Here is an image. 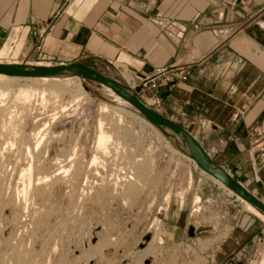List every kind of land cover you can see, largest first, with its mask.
<instances>
[{
  "label": "rangeland",
  "instance_id": "1",
  "mask_svg": "<svg viewBox=\"0 0 264 264\" xmlns=\"http://www.w3.org/2000/svg\"><path fill=\"white\" fill-rule=\"evenodd\" d=\"M15 45L0 63L73 64ZM13 79H0V264H216L197 232L221 216L251 227L262 264L264 217L129 103L77 76Z\"/></svg>",
  "mask_w": 264,
  "mask_h": 264
},
{
  "label": "crops",
  "instance_id": "2",
  "mask_svg": "<svg viewBox=\"0 0 264 264\" xmlns=\"http://www.w3.org/2000/svg\"><path fill=\"white\" fill-rule=\"evenodd\" d=\"M17 44L131 87L264 201V0H0V48ZM220 223L197 232L216 264L252 263L251 227Z\"/></svg>",
  "mask_w": 264,
  "mask_h": 264
},
{
  "label": "water",
  "instance_id": "3",
  "mask_svg": "<svg viewBox=\"0 0 264 264\" xmlns=\"http://www.w3.org/2000/svg\"><path fill=\"white\" fill-rule=\"evenodd\" d=\"M0 75L11 79L16 78L23 80L41 78L55 79V77L77 76L83 80H89L108 88L124 102H128L141 116H144L153 127L162 131L169 140H173V134L178 136L179 141L177 140V142L174 143L184 157H188L195 163L199 171L204 172L214 180L216 179L238 199L246 201L256 210L264 214V201L256 198L230 174L217 166L208 156L202 145L193 138L187 129H184L172 119L170 120L166 116L161 115L146 101L141 99L135 90L131 87H126L116 79H110L90 66L79 63L55 67H35L28 64L0 63ZM181 144H183L184 149L181 148Z\"/></svg>",
  "mask_w": 264,
  "mask_h": 264
},
{
  "label": "bare ground",
  "instance_id": "4",
  "mask_svg": "<svg viewBox=\"0 0 264 264\" xmlns=\"http://www.w3.org/2000/svg\"><path fill=\"white\" fill-rule=\"evenodd\" d=\"M0 79H3V81L5 80V81H9V80H11V78H8V77H5V76H1L0 75ZM14 79H16V78H14ZM13 79V80H14ZM41 79H49V78H41ZM41 79H35V80H40L41 81ZM21 80H23V79H21ZM55 80V79H54ZM12 81V80H11ZM7 83V82H6ZM112 92V91H111ZM112 93H114V92H112ZM119 98V97H118ZM120 99V98H119ZM126 103H128V102H126ZM106 108V107H105ZM107 109V108H106ZM149 123V122H148ZM150 124V123H149ZM175 137V138H174ZM37 139V138H36ZM109 139V137L107 136V134L105 133H101V136L99 137V145L100 144H102V143H105L107 140ZM172 142L174 143V142H177V140L179 141V137L178 136H176L175 134H173V137H172ZM181 148L182 149H184V147H183V144H181ZM191 160V159H190ZM192 161V160H191ZM196 166V165H195ZM208 176V175H207ZM214 180V179H213ZM214 182L216 183V184H218V185H220L222 188H224L225 190H227L220 182H218L216 179L214 180ZM228 191V190H227ZM228 193L229 194H231V195H234L231 191L229 192L228 191ZM235 196V195H234ZM244 202V201H243ZM245 203H246V205H247V209L249 210V211H252V212H254V213H257L258 215H261L262 217H264V214H262V213H260V212H258L253 206H251L249 203H247L246 201H245ZM262 264H264V260H263V262H262Z\"/></svg>",
  "mask_w": 264,
  "mask_h": 264
},
{
  "label": "built area",
  "instance_id": "5",
  "mask_svg": "<svg viewBox=\"0 0 264 264\" xmlns=\"http://www.w3.org/2000/svg\"><path fill=\"white\" fill-rule=\"evenodd\" d=\"M188 78H189V75L186 72H182L180 74V80L182 82L187 81ZM167 81L169 82V84H171V86L175 85V80H173L172 78L167 79ZM146 86H147V83H144V87H146ZM151 87L154 88V89L156 88L154 84H152Z\"/></svg>",
  "mask_w": 264,
  "mask_h": 264
}]
</instances>
